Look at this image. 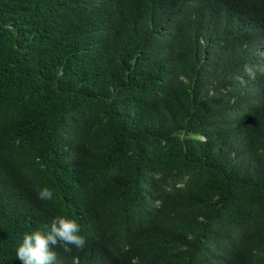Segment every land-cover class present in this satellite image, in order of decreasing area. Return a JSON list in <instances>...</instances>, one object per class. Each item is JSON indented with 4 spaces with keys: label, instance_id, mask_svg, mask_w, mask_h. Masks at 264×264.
Returning <instances> with one entry per match:
<instances>
[{
    "label": "trees",
    "instance_id": "1",
    "mask_svg": "<svg viewBox=\"0 0 264 264\" xmlns=\"http://www.w3.org/2000/svg\"><path fill=\"white\" fill-rule=\"evenodd\" d=\"M246 63L264 0H0V264L58 215L86 246L57 264H264Z\"/></svg>",
    "mask_w": 264,
    "mask_h": 264
},
{
    "label": "clouds",
    "instance_id": "2",
    "mask_svg": "<svg viewBox=\"0 0 264 264\" xmlns=\"http://www.w3.org/2000/svg\"><path fill=\"white\" fill-rule=\"evenodd\" d=\"M258 71L264 73V66L250 63L243 66L244 75L251 80L256 79ZM36 194L41 201H53L55 198L53 189L47 186L39 188ZM57 246H62L65 252H71L72 247L77 250L85 248L86 238L81 235V226L76 219L58 215L50 224L25 233L16 249V256L21 264H57L54 251Z\"/></svg>",
    "mask_w": 264,
    "mask_h": 264
}]
</instances>
